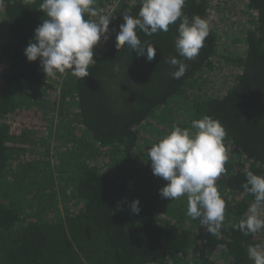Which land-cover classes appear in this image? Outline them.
<instances>
[{
  "label": "trees",
  "instance_id": "1",
  "mask_svg": "<svg viewBox=\"0 0 264 264\" xmlns=\"http://www.w3.org/2000/svg\"><path fill=\"white\" fill-rule=\"evenodd\" d=\"M41 2L0 0V264H254L247 248L264 246V229L244 235L233 225L254 200L243 188L246 173L264 176V0H243L254 19L237 49L220 48L210 26L180 79L168 63L183 59L174 43L179 20L167 32L137 33L156 47L152 61L116 48L123 16L141 8L127 0L89 75L67 72L58 85L62 74L46 77L39 59L24 54L46 18ZM210 9L211 0H186L183 12L210 21ZM51 87H60L51 107L38 100L48 111L31 105ZM204 115L222 122L229 149L216 181L226 201L219 238L187 215L186 195L165 199L122 169L123 160H148L173 125L190 127ZM36 141L44 152L29 158Z\"/></svg>",
  "mask_w": 264,
  "mask_h": 264
},
{
  "label": "clouds",
  "instance_id": "2",
  "mask_svg": "<svg viewBox=\"0 0 264 264\" xmlns=\"http://www.w3.org/2000/svg\"><path fill=\"white\" fill-rule=\"evenodd\" d=\"M28 2V0H26ZM96 0H42L39 9L44 12L42 23L34 30V36L24 49L29 62L39 59L46 77L57 73L83 79L96 61L94 46L101 38L109 36L111 18L100 15ZM186 0H141L138 16L124 15L119 26L116 48L125 46L135 50L138 56L152 61L156 47L142 42L137 33L152 36L167 32L178 20V36L175 49L179 57H171L168 63L175 69L171 76L180 79L187 71L185 61L193 60L204 47L210 33V22L194 15L189 18L183 9ZM99 16L98 20L91 17ZM87 17V18H86ZM226 129L219 119L204 115L193 119L190 127L173 125L172 130L148 149L153 175L167 183L159 192L169 200L187 196V215L199 220L208 233L219 238L225 220L226 201L222 198L216 181L225 173L229 149L225 144ZM243 188L254 196L244 218L233 225L244 235H254L264 229V176L246 173ZM133 213H139V199L130 205ZM247 254L254 264H264V246L250 245Z\"/></svg>",
  "mask_w": 264,
  "mask_h": 264
},
{
  "label": "rangeland",
  "instance_id": "3",
  "mask_svg": "<svg viewBox=\"0 0 264 264\" xmlns=\"http://www.w3.org/2000/svg\"><path fill=\"white\" fill-rule=\"evenodd\" d=\"M210 10L212 11L211 19L209 18L210 26L219 37L221 43L220 48H223L225 51L232 50L233 48L237 49L243 40V33L245 32L246 28L253 23V12L246 9L243 0H211ZM216 13H220L221 17L215 16ZM62 77H64L63 74L56 83L60 84ZM54 85L56 86V84ZM56 89L60 90V87H51L48 90L37 93V101L31 105L39 108V110L40 107H43L45 111H48L51 107V100L57 96ZM42 98L47 102L48 105H50V107L38 102V100H42ZM37 112L39 113V111ZM28 146L29 148L27 149V152L31 155L29 158H39V155L44 152V149H42L43 145L37 141L36 143L29 144ZM122 162V169H124L129 181L135 184L139 180L142 182H151L149 187H153L154 189L156 187V192H158V196L160 195L159 190L161 189V185H158V183H160L158 176L153 174L148 176L144 174L151 170L149 166L151 164L148 162V160H144L142 162L138 161L136 165L134 163L126 164L124 160ZM161 212L163 213V210H161Z\"/></svg>",
  "mask_w": 264,
  "mask_h": 264
},
{
  "label": "built area",
  "instance_id": "4",
  "mask_svg": "<svg viewBox=\"0 0 264 264\" xmlns=\"http://www.w3.org/2000/svg\"><path fill=\"white\" fill-rule=\"evenodd\" d=\"M127 0H96L95 7L97 8L100 15H108L111 18V22L109 24V38L105 41L103 37L100 42L94 46V53L99 52L101 49L105 48L108 44H110L112 40L113 31L115 30V25L121 19V11L122 5ZM91 19L98 20L99 16L91 17ZM64 75V74H63ZM58 85V83H56Z\"/></svg>",
  "mask_w": 264,
  "mask_h": 264
}]
</instances>
